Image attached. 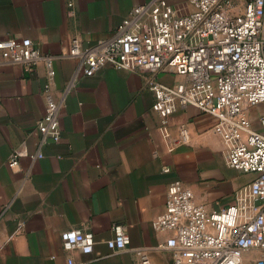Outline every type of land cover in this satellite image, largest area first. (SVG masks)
Listing matches in <instances>:
<instances>
[{"label":"crops","instance_id":"obj_1","mask_svg":"<svg viewBox=\"0 0 264 264\" xmlns=\"http://www.w3.org/2000/svg\"><path fill=\"white\" fill-rule=\"evenodd\" d=\"M149 1L74 0L70 7L68 0H0V38L30 37L55 56L53 89L60 97L77 66L75 58L60 57L71 40L109 37L134 6ZM168 1L178 14L194 10L190 0ZM150 76L110 65L81 75L60 112L61 140L41 145L37 120L46 109L47 65L0 67V264H69L70 255L73 264H141L143 253L150 264H174L166 246L172 232L152 224L165 210L169 184L181 178L197 202L214 209L234 203L253 180L255 173L224 165L215 115L188 105L161 125ZM156 78L173 84L182 76L167 69ZM39 150L44 157L33 159ZM118 222L127 226L130 243L113 250L107 240ZM73 228L94 232L91 253L63 249L61 233ZM261 255L248 249L243 262L256 264Z\"/></svg>","mask_w":264,"mask_h":264},{"label":"built area","instance_id":"obj_2","mask_svg":"<svg viewBox=\"0 0 264 264\" xmlns=\"http://www.w3.org/2000/svg\"><path fill=\"white\" fill-rule=\"evenodd\" d=\"M190 2L194 10L178 14L168 0H151L134 6L109 37L92 44L74 37L60 55L77 60L60 97L53 89L55 56L42 53L30 37L0 38V67L21 64L31 71L42 61L47 65L46 109L37 120L41 145L61 140L60 112L80 76L107 65L151 74L152 107L162 126L188 105L215 115L226 164L255 177L237 191L234 203L214 209L197 202L194 191L175 178L165 210L152 224L158 231L172 232L166 246L173 249L174 264H244V252L252 248L261 250L256 264H264V113L250 114L264 104V0H244V9L237 13L229 8L232 0ZM167 69L182 79L173 84L159 81L156 74ZM180 138L189 141L185 125L180 126ZM31 157L42 158L44 153L39 150ZM18 164L19 153L14 151L9 165ZM113 232L109 248L124 249L130 243L127 226L115 223ZM61 240L67 252L91 253L96 243L94 232L83 228L64 230ZM68 263H74L71 255ZM141 264H150L147 254H141Z\"/></svg>","mask_w":264,"mask_h":264},{"label":"rangeland","instance_id":"obj_3","mask_svg":"<svg viewBox=\"0 0 264 264\" xmlns=\"http://www.w3.org/2000/svg\"><path fill=\"white\" fill-rule=\"evenodd\" d=\"M233 3H230V7L232 12H241L244 9V0H232ZM264 113V104H260V106L256 107L255 109H251L250 110V114L252 115V117H257L259 114ZM255 127L258 129H262V127L259 126V124L257 122H255ZM224 165L228 166L226 164L225 158H224Z\"/></svg>","mask_w":264,"mask_h":264}]
</instances>
